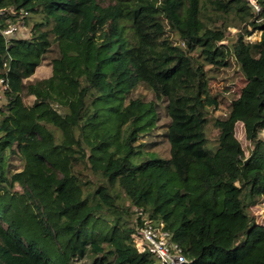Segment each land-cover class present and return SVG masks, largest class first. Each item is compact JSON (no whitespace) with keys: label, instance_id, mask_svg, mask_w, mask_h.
I'll use <instances>...</instances> for the list:
<instances>
[{"label":"trees","instance_id":"trees-1","mask_svg":"<svg viewBox=\"0 0 264 264\" xmlns=\"http://www.w3.org/2000/svg\"><path fill=\"white\" fill-rule=\"evenodd\" d=\"M257 1L258 15L245 0H0L32 27L0 34V264H161L134 247L146 219L188 264H264ZM232 59L246 84L214 118L210 72ZM43 64L51 75L30 79Z\"/></svg>","mask_w":264,"mask_h":264},{"label":"built area","instance_id":"built-area-1","mask_svg":"<svg viewBox=\"0 0 264 264\" xmlns=\"http://www.w3.org/2000/svg\"><path fill=\"white\" fill-rule=\"evenodd\" d=\"M253 13L258 15L262 8L257 0H245ZM29 12L15 7L0 8V34L7 43L16 39H27L30 30L28 26ZM1 23L3 27L1 28ZM9 89L5 78H0V104L5 91ZM134 247L139 253L153 254L161 264H188L182 249L172 242L171 234L165 230L164 224L155 226L151 220H144L142 227L132 235Z\"/></svg>","mask_w":264,"mask_h":264},{"label":"rangeland","instance_id":"rangeland-1","mask_svg":"<svg viewBox=\"0 0 264 264\" xmlns=\"http://www.w3.org/2000/svg\"><path fill=\"white\" fill-rule=\"evenodd\" d=\"M100 3H102L104 6L115 3V0H99ZM32 27L29 26L30 34L28 38L32 37ZM229 36L231 39H235L238 29L237 28H230ZM260 32H256L252 35V37L247 38V41L250 40H259L260 39ZM227 43V42H226ZM207 69H213L210 66L207 67ZM51 75V67L43 64L41 67H39L36 70V73L33 77L30 79H42L47 78ZM210 75L212 77L211 81V90L213 94H219L221 95V98H223V102L219 108L218 111L212 113V117L214 118H224L228 115L230 110V105L234 100H237L240 97V92L242 88L246 84V79L240 70V68L237 66L235 61L232 59V65L229 68L226 69H220L210 72ZM145 94V97L147 99H151V94L143 91ZM0 108H3V104H0ZM216 130H211L209 132L210 139L215 140V137L217 135ZM237 138L242 143L244 149L246 150V155L249 156V152L251 151V146L249 142L246 140L245 137V130H244V124L242 122H239L237 124V130H236ZM260 138L264 140V131L260 134ZM209 152H214L217 148V143L210 141L206 147ZM251 214L254 216L255 221L258 225H264V198L259 199L257 204L252 206L250 209ZM79 264H87L86 262H81Z\"/></svg>","mask_w":264,"mask_h":264}]
</instances>
